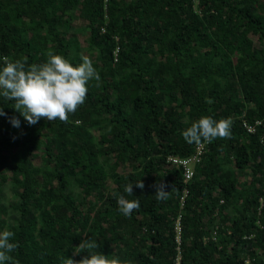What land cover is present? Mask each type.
I'll return each instance as SVG.
<instances>
[{
  "label": "trees",
  "instance_id": "16d2710c",
  "mask_svg": "<svg viewBox=\"0 0 264 264\" xmlns=\"http://www.w3.org/2000/svg\"><path fill=\"white\" fill-rule=\"evenodd\" d=\"M49 51L89 57L101 80L67 122L29 125L0 96V231L15 233L14 260L79 261L89 238L121 264H264V0H0V68ZM201 116L231 118L232 137L208 143L187 179L171 158L197 155L182 132ZM122 194L139 200L130 217Z\"/></svg>",
  "mask_w": 264,
  "mask_h": 264
},
{
  "label": "clouds",
  "instance_id": "9594fccd",
  "mask_svg": "<svg viewBox=\"0 0 264 264\" xmlns=\"http://www.w3.org/2000/svg\"><path fill=\"white\" fill-rule=\"evenodd\" d=\"M46 55V62L31 65L26 61L12 62L7 57L2 58L4 66L0 68V96L14 100L12 107L29 125L37 124L41 118L50 122L57 119L67 122L69 114H74L84 104L88 82L101 80L92 60L87 56L81 55V63L74 66L52 51ZM212 102L206 98V103ZM5 115L0 108V116ZM10 123L16 128L20 127V120L16 117H11ZM232 124L231 118L216 120L212 116H201L182 132V136L186 143L197 145L202 142L211 143L217 138L230 139ZM133 185L144 188L142 180L134 184L129 182L123 189L128 196H133ZM154 187L157 201L170 199L172 191H165L164 184ZM117 205L120 213L126 217L140 208L139 200H128L123 194L117 197ZM14 235V232L7 229L0 231V264H19L10 255L18 248L17 243L11 242ZM99 248L100 244L96 240L83 239L75 247L74 254L86 252L87 255L79 261L63 256L62 264H121L118 257L109 259L107 255L96 251Z\"/></svg>",
  "mask_w": 264,
  "mask_h": 264
},
{
  "label": "built area",
  "instance_id": "2783aa9c",
  "mask_svg": "<svg viewBox=\"0 0 264 264\" xmlns=\"http://www.w3.org/2000/svg\"><path fill=\"white\" fill-rule=\"evenodd\" d=\"M117 54V53H116ZM263 120H258L256 123L257 124H261ZM244 127H246L248 129L249 132H254V127H252L247 121H244ZM208 143L207 142H204V143H200L198 145V149H197V155H195L193 158L190 157V158H185V159H181V158H178V157H174V158H171V162L173 164H182L183 167H184V174H185V177L187 179L191 178L192 175H193V170L191 168V165L197 161L199 159V155L203 153V151L205 150V146L207 145ZM177 230H178V233L180 232V225L177 226ZM178 240L180 242V237L178 235ZM179 262V261H178ZM180 263V262H179Z\"/></svg>",
  "mask_w": 264,
  "mask_h": 264
},
{
  "label": "rangeland",
  "instance_id": "374dc122",
  "mask_svg": "<svg viewBox=\"0 0 264 264\" xmlns=\"http://www.w3.org/2000/svg\"><path fill=\"white\" fill-rule=\"evenodd\" d=\"M73 23H74V26H76L78 28L85 25V22L82 19H77ZM78 39H79V42H80L81 46H83V47L87 46V41H88V35L87 34H78ZM254 39L257 41V36H255ZM35 162L39 163L40 162V157L36 158Z\"/></svg>",
  "mask_w": 264,
  "mask_h": 264
}]
</instances>
